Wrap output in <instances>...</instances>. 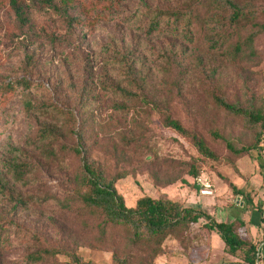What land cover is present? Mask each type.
Here are the masks:
<instances>
[{"label":"rangeland","instance_id":"374dc122","mask_svg":"<svg viewBox=\"0 0 264 264\" xmlns=\"http://www.w3.org/2000/svg\"><path fill=\"white\" fill-rule=\"evenodd\" d=\"M24 1L25 25L0 0V264H23L43 246L111 263L110 244L93 240L94 222L67 199L81 168L68 149L78 145L73 129L88 162L116 178L127 207L141 196L166 198L230 223L261 251L264 134L256 144L255 132L211 98L264 109V0H236L251 10L237 26L225 21L223 0H54L67 7L70 25ZM189 7L198 16L192 39L164 26L146 30L151 10ZM157 108L218 158L202 157L164 127ZM227 143L254 150L235 154ZM18 197L28 206L12 211ZM203 223L176 229L152 263L243 264ZM67 261L57 255L40 264Z\"/></svg>","mask_w":264,"mask_h":264},{"label":"trees","instance_id":"16d2710c","mask_svg":"<svg viewBox=\"0 0 264 264\" xmlns=\"http://www.w3.org/2000/svg\"><path fill=\"white\" fill-rule=\"evenodd\" d=\"M29 2L32 5L52 10L67 25H70L71 18L67 13L66 6L63 8L58 7L54 0H29ZM9 6L20 24L25 25L29 22V3L24 0H9ZM220 11L226 15L225 21L235 26L251 15V10L240 6L236 0H223ZM196 12L197 10L193 7L186 9H153L150 11L151 18L147 22L146 30L151 33L164 26L173 33H179L192 39L193 24L198 22ZM215 26L220 33L218 37H221L223 33L221 31L222 26ZM249 41L251 42V39ZM6 88L11 89L12 87L7 83ZM211 99L213 104L225 113L241 119L246 128L254 131L256 144L262 140L264 109L249 104L229 103L223 96L218 94H213ZM157 112L162 125L187 138L202 157L211 160L218 158L199 134L189 130L178 120L172 118L168 111L157 108ZM72 132L77 138L78 145L68 149L80 159L81 168L77 177L78 187L68 193L67 199L76 202L84 214L88 215V219L94 222L95 235L93 240L99 244H110V264H132L135 253L139 255L136 259L137 262L134 264H153V259L163 249V242L176 229L190 223H197L201 218L204 219L203 226L218 235L227 254L239 259L243 264H264V247L261 251H258L253 243L241 239L230 223L213 221L210 216L200 210L183 206L166 198L154 199L148 196L139 197L132 207H127L123 197L117 193L114 187L116 178H107L98 167L88 162L85 148L81 145L79 132H75L74 129ZM226 147L235 154L254 150L248 147L235 149L229 143L226 144ZM17 166L15 165L16 168ZM15 172L19 174L21 171L17 169ZM22 176L19 175L20 178ZM66 205L69 207L70 203H66ZM27 206L28 202L24 198L18 197L11 210L15 211L20 207L26 209ZM2 218L0 217V228H3L5 221ZM9 221L14 224L11 219ZM261 222L264 224V216L262 215ZM57 255H65L68 259L66 264H95L83 260L73 249L65 248V246H43L41 249L29 252L24 256L23 264L45 263Z\"/></svg>","mask_w":264,"mask_h":264},{"label":"built area","instance_id":"2783aa9c","mask_svg":"<svg viewBox=\"0 0 264 264\" xmlns=\"http://www.w3.org/2000/svg\"><path fill=\"white\" fill-rule=\"evenodd\" d=\"M263 216H264V213H263Z\"/></svg>","mask_w":264,"mask_h":264},{"label":"crops","instance_id":"0c3cea01","mask_svg":"<svg viewBox=\"0 0 264 264\" xmlns=\"http://www.w3.org/2000/svg\"><path fill=\"white\" fill-rule=\"evenodd\" d=\"M132 206H133V205H132ZM132 206H131V207H132Z\"/></svg>","mask_w":264,"mask_h":264},{"label":"water","instance_id":"95a60500","mask_svg":"<svg viewBox=\"0 0 264 264\" xmlns=\"http://www.w3.org/2000/svg\"><path fill=\"white\" fill-rule=\"evenodd\" d=\"M230 264H232V263H230Z\"/></svg>","mask_w":264,"mask_h":264}]
</instances>
